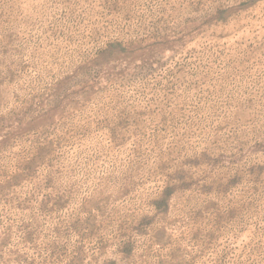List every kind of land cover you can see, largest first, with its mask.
Segmentation results:
<instances>
[{
  "label": "rangeland",
  "instance_id": "obj_1",
  "mask_svg": "<svg viewBox=\"0 0 264 264\" xmlns=\"http://www.w3.org/2000/svg\"><path fill=\"white\" fill-rule=\"evenodd\" d=\"M0 264H264V0H0Z\"/></svg>",
  "mask_w": 264,
  "mask_h": 264
}]
</instances>
